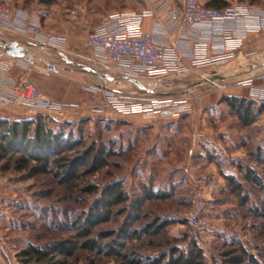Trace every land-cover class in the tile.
Segmentation results:
<instances>
[{
	"label": "rangeland",
	"instance_id": "374dc122",
	"mask_svg": "<svg viewBox=\"0 0 264 264\" xmlns=\"http://www.w3.org/2000/svg\"><path fill=\"white\" fill-rule=\"evenodd\" d=\"M199 1L206 5L209 0ZM224 1L230 7H249L264 12V0ZM54 3L57 16L63 17L65 25L74 30L79 29L78 24L82 21L87 23L92 18H99L101 13L112 14L140 7L139 0H54ZM85 28L89 27L85 25L74 31L78 34L76 38L84 36ZM251 54L249 58L240 54L236 61L232 59L223 68L209 69L215 73L224 71L225 75L234 73L233 70L241 65L244 71L224 80L226 87L239 90L237 82L247 78L246 68L251 69L249 73L253 76L264 74V50ZM197 73L200 72L159 81L141 79L143 92L150 96L176 99L188 96L187 99L192 100L191 112L179 119L147 121L139 117H119L110 112L104 119L66 120L60 116H46L55 132L64 131L88 147L95 144L117 153L112 159L114 166L83 177L73 190L58 184L51 175L20 172L14 161L0 160V264H21L17 255L30 244L43 248L61 242L79 247L87 240L108 244L116 239L113 234L124 222H131L135 229L159 220L177 222L169 226L166 233L157 236L142 234L138 241L121 240L123 246L119 250L128 259L159 257L172 246L187 251L192 246L187 244L185 217L194 197L193 181L203 175L214 176V171H218L223 180L216 184L211 196L204 194L210 219V234L203 251L206 263L225 264L224 255L240 242L264 264V189L248 183L239 170L240 167L252 168L264 184V109L253 125L244 127L222 98L216 101L214 95L211 96V106L203 108L202 94L218 90L211 85L199 86L201 79L198 81L200 74ZM112 83L114 90L130 92L122 87L128 86V82L123 85ZM245 92L242 96H246ZM254 110L257 111L258 106ZM217 144L240 157V163L234 169L236 175L232 176L241 184L240 189L225 180L228 172L222 170L215 159L209 158L210 154L215 156ZM81 148L65 156L76 157ZM117 179L125 181L132 196L139 194L142 186L148 183L169 191L171 198L146 203L142 219L137 223L129 221V211H125L109 222L95 226L91 237L82 238L77 226L85 220L100 195L88 194L86 190L89 186H98L102 190ZM125 206L118 207L116 212L124 210ZM126 261L82 248L77 249L69 260L71 264H126Z\"/></svg>",
	"mask_w": 264,
	"mask_h": 264
},
{
	"label": "built area",
	"instance_id": "2783aa9c",
	"mask_svg": "<svg viewBox=\"0 0 264 264\" xmlns=\"http://www.w3.org/2000/svg\"><path fill=\"white\" fill-rule=\"evenodd\" d=\"M165 2V0H161ZM33 8L13 15L9 7L0 4V25L32 36L40 43L64 47L69 36L48 34L40 20L32 15ZM154 13V12H153ZM152 12L122 13L112 16L95 30L83 29L84 36L76 38L90 55V61L105 70L120 76L139 79L163 80L167 77L187 76L192 72L212 67L223 68L241 54L243 42L249 34L264 33V12L249 7H229L225 10L210 8L199 0H183L179 16L163 27L164 31L147 32L144 21ZM201 32L193 49L188 48L191 32ZM176 34L174 42L168 36ZM207 43L214 47L207 56ZM252 54L245 57L249 58ZM14 67L28 70V63L21 58H0V114L19 113L27 116L65 117L80 109L79 105L58 102L45 96L25 78H14L9 72ZM242 68L241 65L238 66ZM224 71L203 76L199 86L211 85L218 91L225 90ZM237 86L249 89V98L257 105H264V74L241 79ZM100 92L103 103L92 106V112L101 115L111 113L119 117H139L147 121L166 118L179 119L192 110L186 98H157L143 91L123 92L97 86L90 89ZM215 157L220 168L228 173L240 163V157L227 148L216 145ZM214 180L213 175H203L193 181L194 197L191 210L185 217L188 228L187 244L202 251L210 234V219L207 215L205 190Z\"/></svg>",
	"mask_w": 264,
	"mask_h": 264
},
{
	"label": "trees",
	"instance_id": "16d2710c",
	"mask_svg": "<svg viewBox=\"0 0 264 264\" xmlns=\"http://www.w3.org/2000/svg\"><path fill=\"white\" fill-rule=\"evenodd\" d=\"M206 6L216 10H225L230 7L224 0H209ZM222 102L229 107L244 127L253 125L264 109V105H257L247 95L223 96ZM257 106L258 110L255 111L254 107ZM48 120L44 115L31 120L0 119V160L14 161L16 170L20 172L30 171L32 175H51L56 178L58 184L70 190L77 188L78 181L83 177L94 175L99 170L115 165L112 159L117 155L116 152L95 144L88 147L82 140L74 138L72 134L64 131L55 132L47 122ZM77 148L81 149L76 157L65 156L66 153L73 152ZM209 158L216 160L212 154ZM203 160L209 161L207 158ZM239 170L248 183L260 190L264 189L261 177L252 168L240 167ZM224 179L233 183L235 189L242 187L232 176H225ZM86 192L100 195L85 220L77 226L84 239L91 237L95 226L109 222L118 214L129 211V221L137 223L142 219L141 215L146 203L169 201L171 198L169 191L154 188L148 183L142 186L139 194L132 196L123 179L106 184L102 190L98 186H89ZM120 206H125L124 210L116 212ZM254 214L258 215V213ZM175 223L177 222L159 220L142 229H135L131 222H124L113 234L116 239L108 244L101 245L93 240H87L79 247L68 242L44 248L30 244L18 253L17 259L21 264H71L69 260L74 257L77 249L82 248L98 254L125 259V261L127 259L126 264H207L203 251L195 247H189L185 251L172 246L161 256L146 260L128 259L126 254L120 252L119 248L123 246L120 244L121 240L138 241L142 238V234L157 236L166 233V229ZM233 247H235L234 250L224 255L225 264H261L240 242L234 244ZM105 249H107L106 252H104Z\"/></svg>",
	"mask_w": 264,
	"mask_h": 264
},
{
	"label": "crops",
	"instance_id": "0c3cea01",
	"mask_svg": "<svg viewBox=\"0 0 264 264\" xmlns=\"http://www.w3.org/2000/svg\"><path fill=\"white\" fill-rule=\"evenodd\" d=\"M139 2L140 7H132L126 9V11L114 12L112 14L104 12V14H100L99 18H92L88 20L87 23L86 21H82V24H78L79 29L87 25L91 30H95L112 16L129 13L131 11L132 13L154 12L153 15L145 19L144 30L147 32L164 31L163 27L179 16L183 4V0H165V2H161V0H139ZM0 4L9 7L13 15L22 14L33 8L32 15L40 20L42 27L48 34L55 35L56 37L69 36V40L64 47L49 46L38 42L32 36L17 32L9 26L0 25V58L3 59L4 56H7L3 53L2 47L4 45L9 46L17 42L18 46L24 49L26 55L30 59V61L27 62L28 70L14 67L10 70L9 75L14 78H25V80H28L32 85L38 88L42 94L58 102L79 105L80 109L69 112L65 116L66 120H81L87 119L88 117L104 119V115L90 110L92 106H98L103 103L102 94L90 90L98 85L113 89L115 86L113 87L112 82L119 85L128 82V86L122 87L130 90V92H135L136 90L144 91L141 79L147 77H141L139 79L123 77L95 65L89 60L90 55L81 48L76 39L78 34H74V31H78L79 29L74 30L72 27H67L63 17L59 18L57 16L54 0H0ZM200 36L201 32L199 31L191 32L190 42H188L187 45L189 49L195 48ZM175 38L176 34L174 33L168 36V40L171 42H174ZM213 49V45L207 43V56L212 55ZM260 50H264V33L260 35L249 34L243 42L241 55L246 56ZM241 70H243V68L233 70L234 73H232V75H237L242 72ZM246 70V72H248V75H246L247 78L254 75L249 73L251 69L249 70L246 68ZM194 72H200L197 73L200 74L198 81H200L203 76L215 74V72H212L209 68H203V70L198 69ZM229 75L231 74H225L226 77ZM194 85L196 88L198 87L196 86L197 83ZM237 87H239V90L234 91L233 88L227 87L222 91H210L202 94V107L206 108L211 106V96L213 95L216 101H219L223 96L241 97L244 91H246L245 95L248 97L250 96L249 89L240 86ZM39 115L45 114L41 113ZM36 117L37 116H27L13 112H9V114H0V119L16 121L31 120ZM212 173L214 174V183L210 184L205 190V194H209L210 196L215 192L216 184L220 180H223L218 171ZM235 175L234 172L228 173V176Z\"/></svg>",
	"mask_w": 264,
	"mask_h": 264
},
{
	"label": "water",
	"instance_id": "95a60500",
	"mask_svg": "<svg viewBox=\"0 0 264 264\" xmlns=\"http://www.w3.org/2000/svg\"><path fill=\"white\" fill-rule=\"evenodd\" d=\"M2 49H3V53L9 57L21 58L24 59L26 62L30 61L24 49L22 47H19L17 42H14L9 46L4 45Z\"/></svg>",
	"mask_w": 264,
	"mask_h": 264
},
{
	"label": "bare ground",
	"instance_id": "6f19581e",
	"mask_svg": "<svg viewBox=\"0 0 264 264\" xmlns=\"http://www.w3.org/2000/svg\"><path fill=\"white\" fill-rule=\"evenodd\" d=\"M147 85H148V86H152V84H151V83H150V84H149V83H147Z\"/></svg>",
	"mask_w": 264,
	"mask_h": 264
}]
</instances>
